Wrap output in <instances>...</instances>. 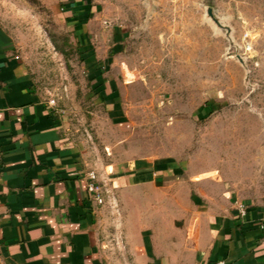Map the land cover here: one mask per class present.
<instances>
[{
	"label": "rangeland",
	"instance_id": "obj_1",
	"mask_svg": "<svg viewBox=\"0 0 264 264\" xmlns=\"http://www.w3.org/2000/svg\"><path fill=\"white\" fill-rule=\"evenodd\" d=\"M93 2L71 22L61 0H0V22L104 183L111 242L124 225L109 163L176 162L206 194L264 200V22L251 0Z\"/></svg>",
	"mask_w": 264,
	"mask_h": 264
},
{
	"label": "crops",
	"instance_id": "obj_2",
	"mask_svg": "<svg viewBox=\"0 0 264 264\" xmlns=\"http://www.w3.org/2000/svg\"><path fill=\"white\" fill-rule=\"evenodd\" d=\"M251 2L264 22V0ZM61 3L71 22L100 10L93 0ZM92 168L0 22V264H264V200L206 194L176 162L105 166L123 210L114 245L103 221L116 216L87 189ZM236 198L249 206L243 217Z\"/></svg>",
	"mask_w": 264,
	"mask_h": 264
},
{
	"label": "built area",
	"instance_id": "obj_3",
	"mask_svg": "<svg viewBox=\"0 0 264 264\" xmlns=\"http://www.w3.org/2000/svg\"><path fill=\"white\" fill-rule=\"evenodd\" d=\"M246 49L250 50L251 44H247ZM50 102L54 103L55 100H51ZM87 179H88L87 189L91 199L94 202H96L98 205L104 204L107 189L105 188L104 183L101 180H99L97 172L95 170H89L87 172ZM234 207L237 210L238 214L242 217L248 213V209H249L248 204L239 198H236L234 200ZM0 256H1V251H0ZM217 264H227V263L225 261H220Z\"/></svg>",
	"mask_w": 264,
	"mask_h": 264
}]
</instances>
